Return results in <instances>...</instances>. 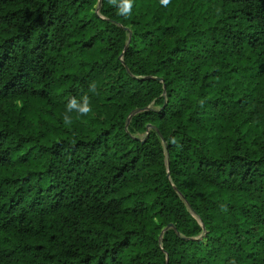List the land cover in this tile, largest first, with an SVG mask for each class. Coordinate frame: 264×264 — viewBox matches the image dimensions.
I'll use <instances>...</instances> for the list:
<instances>
[{
  "label": "trees",
  "instance_id": "obj_1",
  "mask_svg": "<svg viewBox=\"0 0 264 264\" xmlns=\"http://www.w3.org/2000/svg\"><path fill=\"white\" fill-rule=\"evenodd\" d=\"M121 6L0 0V264H264V0Z\"/></svg>",
  "mask_w": 264,
  "mask_h": 264
},
{
  "label": "clouds",
  "instance_id": "obj_2",
  "mask_svg": "<svg viewBox=\"0 0 264 264\" xmlns=\"http://www.w3.org/2000/svg\"><path fill=\"white\" fill-rule=\"evenodd\" d=\"M117 0H108L109 4L115 5ZM163 3L167 4L169 3V0H162ZM133 7V0H122V6L120 10V14L124 16H130L132 12ZM89 91L95 92L96 91V85L93 83L89 86ZM83 101L85 102L83 105L77 102L75 98H73L68 105V111H77L81 116H86L91 111L90 105L87 103L88 97L85 95L83 98ZM64 122L66 125H71L72 119L68 117L67 115L64 117ZM234 264V262H233Z\"/></svg>",
  "mask_w": 264,
  "mask_h": 264
},
{
  "label": "water",
  "instance_id": "obj_3",
  "mask_svg": "<svg viewBox=\"0 0 264 264\" xmlns=\"http://www.w3.org/2000/svg\"><path fill=\"white\" fill-rule=\"evenodd\" d=\"M169 176V174H168V172H167V177ZM173 226H172V224H168L164 229H163V231L164 230H166V229H168V228H172Z\"/></svg>",
  "mask_w": 264,
  "mask_h": 264
}]
</instances>
